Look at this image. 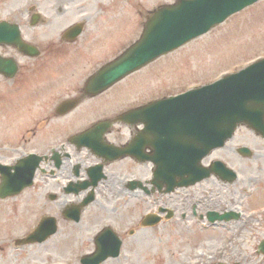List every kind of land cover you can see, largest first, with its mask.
Segmentation results:
<instances>
[{
  "label": "flooded vegetation",
  "instance_id": "1",
  "mask_svg": "<svg viewBox=\"0 0 264 264\" xmlns=\"http://www.w3.org/2000/svg\"><path fill=\"white\" fill-rule=\"evenodd\" d=\"M143 4L0 0V102L9 93L23 100L30 91L36 95L33 102L45 120L38 129L42 147L36 182L56 203L57 220L49 239L31 244L41 246L38 254L13 236L0 240V264H253V255L246 262H231L215 248L228 241L229 225L245 217L212 221L209 216L246 207L252 191L219 190L217 183L238 180L230 183L215 174L192 186L160 190L153 183L160 138L157 112L131 113L158 95H143L136 84L117 87L126 79L100 93H86L90 77L141 35L154 8ZM127 6L138 15L137 31L129 37L126 25L133 21L126 17ZM72 100L71 110H58ZM50 118L56 123H48ZM262 143L254 130L239 127L202 164L222 161L240 172ZM251 219L242 225L249 226Z\"/></svg>",
  "mask_w": 264,
  "mask_h": 264
},
{
  "label": "water",
  "instance_id": "2",
  "mask_svg": "<svg viewBox=\"0 0 264 264\" xmlns=\"http://www.w3.org/2000/svg\"><path fill=\"white\" fill-rule=\"evenodd\" d=\"M257 1L177 0L161 6L149 18L141 38L98 72L88 90L95 92L109 87ZM147 110L158 112L159 125L165 134L172 132L177 136L164 140L158 149L159 186L168 185L170 190V185L193 184L210 175L199 165L202 158L224 145L238 125H248L264 136V59L213 84L156 101ZM38 165L35 155L21 159L15 166L0 163V199L15 196L32 185ZM50 223L42 222L24 241L46 239L55 231ZM260 250L264 251V242Z\"/></svg>",
  "mask_w": 264,
  "mask_h": 264
},
{
  "label": "rangeland",
  "instance_id": "3",
  "mask_svg": "<svg viewBox=\"0 0 264 264\" xmlns=\"http://www.w3.org/2000/svg\"><path fill=\"white\" fill-rule=\"evenodd\" d=\"M165 1L174 0H144L143 5L153 6ZM126 11V17L133 21L127 22V37L134 36L135 30L137 31L134 22L138 15L133 7L127 6ZM109 56L111 58L113 54ZM261 57H264V0L232 16L225 23L178 51L131 75L117 87L136 84L142 86L143 95L148 97L169 96L186 91L195 83L213 82ZM34 94L30 91V98L23 100L16 94L9 93L5 100L0 102V161L4 163L13 164L27 153H39L42 147L38 129L41 123L44 125L45 120L40 116L41 108L35 106L37 102H33L36 96ZM48 123L56 122L50 118ZM51 138H54V134ZM256 152V155L264 153V143ZM256 155L245 166L239 167L240 176L236 183L216 184L222 191L249 190L253 194L246 198L247 206H239L238 209L245 219H253L249 226L242 225L245 219L234 221L229 225L233 227V231L229 232L228 241H223L221 246H215L216 251L221 252V258L230 259L231 262L234 259L246 262L253 255V264H264V255L257 253L258 244L264 237V227L259 228L264 224V157L258 158ZM55 212L56 203L48 201L44 191L40 192L37 182L20 195L0 200V240L26 234L43 216H54ZM225 231L226 229L221 230V234ZM238 232L243 233V236L236 237ZM230 240H233L232 243ZM40 247L31 245L25 247V250L38 254ZM5 252L7 253L6 248ZM2 253L0 246V254Z\"/></svg>",
  "mask_w": 264,
  "mask_h": 264
}]
</instances>
